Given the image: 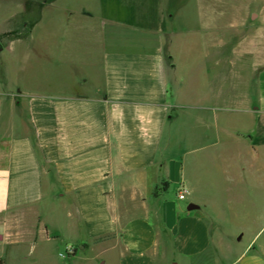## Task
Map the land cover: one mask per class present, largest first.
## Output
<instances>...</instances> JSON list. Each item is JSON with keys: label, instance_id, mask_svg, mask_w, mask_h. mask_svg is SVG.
<instances>
[{"label": "crops", "instance_id": "crops-1", "mask_svg": "<svg viewBox=\"0 0 264 264\" xmlns=\"http://www.w3.org/2000/svg\"><path fill=\"white\" fill-rule=\"evenodd\" d=\"M59 1L67 25L37 29L55 0H42L36 11L31 0L22 26L18 21L16 28L0 30L9 36L7 45L0 38V67L5 50L13 66L17 50L32 41L49 49L56 35L59 66L80 68L77 77H62L54 92L18 95L0 88V213L13 212L17 224L25 212L32 237L49 239L60 231L49 232L52 222L39 208L47 196L66 206V232L85 231L73 241L83 248L109 242L119 249L118 264H155L163 244L174 258L202 255L215 239L200 207L207 203L196 197H216L230 188L213 186L217 177H209L201 164L257 156L264 145V98L242 101L222 89L225 76L218 67L226 42L221 44L217 19L211 27L214 53L207 48L204 56H212L216 72L204 87L208 57L179 84L172 50L177 21L186 19L191 0ZM194 1L196 28L204 35L210 29L203 21L204 0ZM239 113L254 128L241 127ZM251 129L260 144L251 140ZM162 181L177 183L186 191V205L199 207L188 210L163 198L157 186ZM227 236L220 231L218 242Z\"/></svg>", "mask_w": 264, "mask_h": 264}, {"label": "rangeland", "instance_id": "rangeland-1", "mask_svg": "<svg viewBox=\"0 0 264 264\" xmlns=\"http://www.w3.org/2000/svg\"><path fill=\"white\" fill-rule=\"evenodd\" d=\"M41 1L34 0L35 11L37 7H40ZM72 1L77 5L78 0ZM30 6L31 0H0V30L16 28L18 21H20L19 26H22L21 23L28 16V13L24 11ZM61 7L63 5L60 1L55 0V4L45 10L37 29L40 30L46 26L56 30L58 27L67 25L65 21L68 22V20L64 17ZM197 10L198 4L191 0L184 11L188 16L186 19L177 21L176 25L172 53L177 64L174 74L179 84L184 85L187 71H191L194 64L202 65L208 57L211 67L205 65L201 74L204 87L209 77L216 72L212 68L214 34L211 27L217 19L221 44L223 41L226 42L224 48H220L221 60L218 67L220 76H225L222 89L226 94H240L242 101L262 100L264 98V70L262 71L264 68V0H204L203 21L206 28L208 26L210 28L205 29L204 35L196 28L200 22L196 16ZM8 37L6 34L0 35L4 45H7ZM34 42L32 41L28 48L23 47L17 50L13 66L7 50L3 52V62L0 67L2 78L0 88L3 91L19 93L18 95H23L26 91L54 92L62 77L66 80L77 77L80 68L70 64L59 66L61 60L58 55L56 35L52 36L49 49L41 47L40 41ZM186 44L190 47L186 48ZM207 48H210L211 55L204 57L207 54ZM67 59H69L68 56ZM256 106L254 104V107ZM238 117L239 120L236 122L241 127L254 128L253 121L247 115L239 113ZM252 132L253 130L249 132L252 135L251 140L260 144L262 138H256ZM1 145L4 157L6 140H2ZM190 164L194 168L197 162L191 160ZM201 165H203L202 171L208 173L209 177H217L219 183L213 186L230 188L216 197L206 194L196 197L201 201L200 203H207L201 204L200 207L210 220L215 242L202 255L190 259L174 258V252L171 249L166 250L165 245L161 244L162 252L156 256L155 264H264V145H259L256 157L243 153L241 162L207 164L204 159ZM190 171L194 179L195 172L191 169ZM223 176L226 180L222 179ZM157 186L163 198L175 200L182 208L187 206V199H180L177 196L179 191L177 183L174 184L171 181L167 187H164L160 182ZM247 187L252 190V193L246 190ZM39 208L45 210L44 214L52 222L49 232L57 228L60 235L49 237V239L41 235L33 238L32 229L26 220L31 221V216L25 218V212H22V219L18 218L15 224L13 220L17 219L13 216L15 214L9 210H3L0 213V264H118L119 249L112 248L109 242L83 248L79 244L81 242L73 241L84 236L85 231L82 228L74 232L65 231L68 219L63 211L66 209L64 204L61 205L58 200H50L46 196L39 204ZM220 231L228 235L224 243H219L217 240ZM160 235L165 238L164 232ZM68 241L74 245L77 244V249L62 256ZM248 245L252 247L250 251L243 252Z\"/></svg>", "mask_w": 264, "mask_h": 264}, {"label": "built area", "instance_id": "built-area-1", "mask_svg": "<svg viewBox=\"0 0 264 264\" xmlns=\"http://www.w3.org/2000/svg\"><path fill=\"white\" fill-rule=\"evenodd\" d=\"M185 194H186V191H185L184 189H180V190L178 191L177 196H178V198H180V199H184V198H185ZM73 249H74V246H72L71 244L66 245L65 252L63 253L62 256H65L66 253L72 252Z\"/></svg>", "mask_w": 264, "mask_h": 264}, {"label": "water", "instance_id": "water-1", "mask_svg": "<svg viewBox=\"0 0 264 264\" xmlns=\"http://www.w3.org/2000/svg\"><path fill=\"white\" fill-rule=\"evenodd\" d=\"M199 206L197 205V204H195V203H192V202H190V203H188L187 204V209L188 210H192V209H196V208H198Z\"/></svg>", "mask_w": 264, "mask_h": 264}, {"label": "trees", "instance_id": "trees-1", "mask_svg": "<svg viewBox=\"0 0 264 264\" xmlns=\"http://www.w3.org/2000/svg\"><path fill=\"white\" fill-rule=\"evenodd\" d=\"M162 184H163L164 187H167L168 182H167V181H162ZM157 190H158V188H155V189H154V193H155V194L157 193ZM84 245H86V244H84ZM74 249L76 250L77 248L75 247Z\"/></svg>", "mask_w": 264, "mask_h": 264}]
</instances>
